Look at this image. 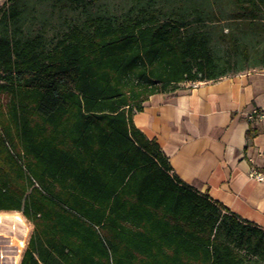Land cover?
Here are the masks:
<instances>
[{
    "label": "trees",
    "instance_id": "16d2710c",
    "mask_svg": "<svg viewBox=\"0 0 264 264\" xmlns=\"http://www.w3.org/2000/svg\"><path fill=\"white\" fill-rule=\"evenodd\" d=\"M46 1L82 16L52 41L29 0L0 9V212L32 226L19 264H264V230L184 184L132 123L152 95L263 70L264 0H132L119 17ZM224 17L218 56L196 26Z\"/></svg>",
    "mask_w": 264,
    "mask_h": 264
},
{
    "label": "crops",
    "instance_id": "0c3cea01",
    "mask_svg": "<svg viewBox=\"0 0 264 264\" xmlns=\"http://www.w3.org/2000/svg\"><path fill=\"white\" fill-rule=\"evenodd\" d=\"M180 87L150 96L133 125L184 184L264 230V183L247 176L250 167L264 170V118L246 119L264 108V69Z\"/></svg>",
    "mask_w": 264,
    "mask_h": 264
},
{
    "label": "rangeland",
    "instance_id": "374dc122",
    "mask_svg": "<svg viewBox=\"0 0 264 264\" xmlns=\"http://www.w3.org/2000/svg\"><path fill=\"white\" fill-rule=\"evenodd\" d=\"M90 1V0H87ZM132 0H96L90 6L91 13L111 14L119 17L130 5ZM211 1V0H210ZM180 0H159L158 6H163L166 9L175 8ZM8 3V0H0V9ZM29 6L33 8V13L27 16L26 22L30 25V31L35 30L41 23H45L47 38L52 41L57 36L59 31H63L67 26L79 23L82 16L78 10L63 9L60 5L52 4L46 0H29ZM209 10L216 11L217 6L208 5ZM232 21L228 18H216L213 22L205 21L197 25L199 29L209 31L211 35V47L218 56H225L229 50L227 40L220 36V33H225L228 27L232 26ZM264 47V43L257 48ZM260 71L261 69H249L248 71ZM244 73V72H243ZM18 213V212H11ZM4 214V212H0ZM27 226V232L24 236L19 234L8 233L5 236H0V264H19L22 253L26 247L28 238L32 232V226L28 223L20 213H18Z\"/></svg>",
    "mask_w": 264,
    "mask_h": 264
},
{
    "label": "bare ground",
    "instance_id": "6f19581e",
    "mask_svg": "<svg viewBox=\"0 0 264 264\" xmlns=\"http://www.w3.org/2000/svg\"><path fill=\"white\" fill-rule=\"evenodd\" d=\"M27 232V226L18 213L0 214V236L8 233L24 236Z\"/></svg>",
    "mask_w": 264,
    "mask_h": 264
},
{
    "label": "built area",
    "instance_id": "2783aa9c",
    "mask_svg": "<svg viewBox=\"0 0 264 264\" xmlns=\"http://www.w3.org/2000/svg\"><path fill=\"white\" fill-rule=\"evenodd\" d=\"M264 118V108H252L248 113H246V119L248 122L255 120H261ZM248 178L254 182L264 183V170H259L254 167H250Z\"/></svg>",
    "mask_w": 264,
    "mask_h": 264
}]
</instances>
